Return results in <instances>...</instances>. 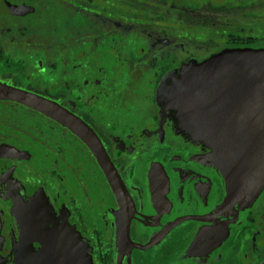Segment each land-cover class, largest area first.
I'll return each mask as SVG.
<instances>
[{"label": "flooded vegetation", "instance_id": "flooded-vegetation-1", "mask_svg": "<svg viewBox=\"0 0 264 264\" xmlns=\"http://www.w3.org/2000/svg\"><path fill=\"white\" fill-rule=\"evenodd\" d=\"M230 49H264V0H0V264H40L31 239L49 233L27 196L76 227L93 264H264V188L216 212L224 180L165 93L187 63ZM10 87L97 138L128 193L124 244L93 150Z\"/></svg>", "mask_w": 264, "mask_h": 264}, {"label": "water", "instance_id": "water-1", "mask_svg": "<svg viewBox=\"0 0 264 264\" xmlns=\"http://www.w3.org/2000/svg\"><path fill=\"white\" fill-rule=\"evenodd\" d=\"M172 107L183 117L193 140L205 144L210 165L221 174L225 196L216 212L249 205L264 188V49H230L203 62H189L165 90ZM5 96L44 112L79 134L98 157L121 201L122 218L128 213V193L97 138L78 118L38 95L6 88ZM34 207L28 218L49 235L38 240L42 250L32 253L40 264H93L91 246L67 219L57 223L50 205L27 196ZM30 223V222H29ZM127 222L121 219L119 242L125 243ZM27 240L30 237H26ZM55 242L59 245L55 247ZM28 253L21 254V262Z\"/></svg>", "mask_w": 264, "mask_h": 264}, {"label": "rangeland", "instance_id": "rangeland-1", "mask_svg": "<svg viewBox=\"0 0 264 264\" xmlns=\"http://www.w3.org/2000/svg\"><path fill=\"white\" fill-rule=\"evenodd\" d=\"M192 62H194V61H192ZM264 161V154L263 155H261L260 157H258V159H257V162L258 163H262ZM259 195V194H258Z\"/></svg>", "mask_w": 264, "mask_h": 264}]
</instances>
